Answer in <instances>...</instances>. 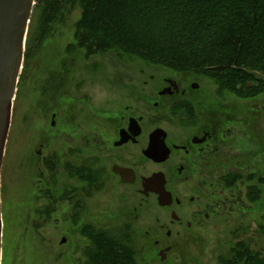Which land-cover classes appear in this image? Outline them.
<instances>
[{
    "label": "rangeland",
    "instance_id": "rangeland-1",
    "mask_svg": "<svg viewBox=\"0 0 264 264\" xmlns=\"http://www.w3.org/2000/svg\"><path fill=\"white\" fill-rule=\"evenodd\" d=\"M41 2L34 0L30 16L24 80L13 101L11 134L2 163L11 264H83L89 245L84 235L87 227L114 237L129 235L135 264H231L245 249L264 258V182L256 183L248 176L242 182L240 191L246 198L241 214L237 208L224 211L222 218L191 231L166 226L172 233L167 239L158 233L168 221L162 211L151 200L143 205L139 196L117 188L106 173L112 162L110 141L121 116H143V124L156 118H160L156 123H166L162 110H152L151 101L159 80L170 77L200 87L188 97L200 101L203 116L218 123L225 133L222 157L251 149L257 152L251 161L257 160V165L251 170L260 169L264 178V92L242 99L221 93L215 81L203 76L87 48L76 26L78 5H60L48 24L41 14ZM255 76L264 81V75ZM174 101H165L164 111ZM51 113L57 114L54 130ZM39 144L44 167L35 156ZM50 157L53 162L47 163ZM81 165L86 168V192L80 189ZM38 167L43 171L41 178ZM251 187L256 201L247 196ZM205 194L199 197L211 199L210 192ZM69 211L74 216L71 224L65 219ZM156 239L161 246L171 247L163 262L157 257Z\"/></svg>",
    "mask_w": 264,
    "mask_h": 264
},
{
    "label": "trees",
    "instance_id": "trees-1",
    "mask_svg": "<svg viewBox=\"0 0 264 264\" xmlns=\"http://www.w3.org/2000/svg\"><path fill=\"white\" fill-rule=\"evenodd\" d=\"M42 2L41 14L48 24L60 5L79 6L76 26L87 48L114 51L176 73L203 76L215 81L221 93L242 99L264 92V81L255 76L264 75V0ZM248 195L256 201L252 187ZM84 235L89 245L83 264L136 263L129 235L114 237L92 227H87ZM235 260L231 264H264V258L246 249Z\"/></svg>",
    "mask_w": 264,
    "mask_h": 264
},
{
    "label": "flooded vegetation",
    "instance_id": "flooded-vegetation-1",
    "mask_svg": "<svg viewBox=\"0 0 264 264\" xmlns=\"http://www.w3.org/2000/svg\"><path fill=\"white\" fill-rule=\"evenodd\" d=\"M26 56L27 50L25 49L13 101L24 80L23 65ZM158 83L160 86L153 91L154 100L151 101V105L154 111L161 112L162 110L161 119L166 123H156L155 121L160 119L156 118L153 119V123L143 124V116L135 117L130 113L121 116L114 127L113 139L110 141L109 152H111L112 162L106 173L114 178L117 188L128 189L131 194L139 196L143 205L151 200L158 211H162L168 221L166 225L165 223L160 225L161 230L158 233L163 232L169 239L172 233L170 229H166V226L171 229L191 231L205 223L222 218L224 211L230 212L231 209L237 208V213L241 214L240 210L245 208L244 199L246 198L240 191L242 182L247 176L249 180L253 178L256 183L259 182L262 179V171L260 169H255L254 172L251 170L257 165V160H254L255 163L251 162L257 154L251 149L239 155L230 152L227 157H222V148L226 146L225 133L222 134L218 123L203 116L205 109L199 107L200 101H192L188 97L190 92L199 90L198 84H187L182 81V78L170 77H163ZM171 100L176 101L164 111L163 103ZM13 105L14 103H12L11 120H13ZM57 126V114L51 113L50 127L54 130ZM11 127L10 122L3 158L6 157ZM158 131L162 133L156 134ZM85 138L83 142L87 144ZM250 141L253 142L252 139ZM38 146L39 150L35 152V156L41 160V165L44 167L42 145ZM147 153L151 156L148 157ZM247 157L249 161L246 160ZM50 158L52 159H49L47 163L53 162V157ZM3 167L4 164L0 172L2 221L0 264H11L12 250L8 242L5 214L8 206L3 200L7 190ZM113 169L120 171L121 176ZM38 170L40 171L38 176L43 177L42 168L38 167ZM79 170L82 172L78 175L80 189L86 192L85 165H81ZM100 170L102 173L104 168L101 167ZM156 177L160 179L159 182L144 186L145 180ZM215 178L216 182L210 181ZM37 183H41V180H37ZM37 187L39 190V185ZM206 191L210 192L211 197L207 201L199 197V194L206 196ZM159 193L168 195L165 206H160L158 203ZM122 197L126 198L124 195ZM72 218L74 216L71 211L65 214V219L70 224ZM156 222L158 223L159 219ZM57 223L58 221L55 220L54 224ZM153 243L157 248V257L161 251L169 248L165 254L167 257L171 247L161 246L160 239L153 240Z\"/></svg>",
    "mask_w": 264,
    "mask_h": 264
},
{
    "label": "water",
    "instance_id": "water-1",
    "mask_svg": "<svg viewBox=\"0 0 264 264\" xmlns=\"http://www.w3.org/2000/svg\"><path fill=\"white\" fill-rule=\"evenodd\" d=\"M33 6L34 0H0V172L11 122L12 103L21 70ZM158 133L161 134L162 132H156V134ZM147 156L150 157L151 155L147 153ZM113 171L119 175L121 174L117 169H113ZM159 181L158 177L151 178L144 181V186ZM159 194L158 203L160 206H165L168 195L165 193ZM1 231L0 209V255ZM61 243H65V239H62ZM168 251L169 248L158 254L161 262L165 260V254Z\"/></svg>",
    "mask_w": 264,
    "mask_h": 264
}]
</instances>
